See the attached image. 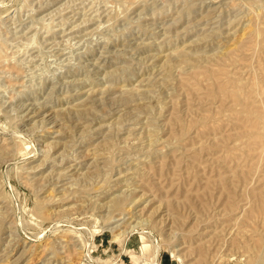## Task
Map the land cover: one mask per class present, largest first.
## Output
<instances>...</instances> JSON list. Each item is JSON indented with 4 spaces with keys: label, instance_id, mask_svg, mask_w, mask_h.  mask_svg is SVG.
<instances>
[{
    "label": "rangeland",
    "instance_id": "374dc122",
    "mask_svg": "<svg viewBox=\"0 0 264 264\" xmlns=\"http://www.w3.org/2000/svg\"><path fill=\"white\" fill-rule=\"evenodd\" d=\"M0 264H264V0H0Z\"/></svg>",
    "mask_w": 264,
    "mask_h": 264
},
{
    "label": "bare ground",
    "instance_id": "6f19581e",
    "mask_svg": "<svg viewBox=\"0 0 264 264\" xmlns=\"http://www.w3.org/2000/svg\"><path fill=\"white\" fill-rule=\"evenodd\" d=\"M59 1V0H58ZM32 2V1H31ZM44 2V1H43ZM40 3V2H39ZM47 3H48V1H47ZM41 5V4H40ZM45 6V5H44ZM47 6V5H46ZM86 7V6H85ZM31 8V7H30ZM33 8V7H32ZM46 10V9H45ZM44 12V11H43ZM49 16V15H48ZM54 17V16H53ZM46 18V17H45ZM55 19V18H54ZM54 19H53V22H54ZM71 19H73V17L71 18ZM32 21H33V19H32ZM90 21H91V19H90ZM43 22V21H42ZM49 22V21H48ZM67 22V21H66ZM76 22V21H75ZM47 23V22H46ZM54 23H56V22H54ZM59 23H61V22H59ZM21 24V23H20ZM63 24V23H62ZM13 25H14V23H13ZM68 25V24H67ZM28 26V25H27ZM32 26V25H31ZM60 26V25H59ZM64 26V25H63ZM78 26V25H77ZM25 27V26H24ZM61 29H63V28H61ZM76 29H77V27H76ZM19 30V29H18ZM35 30V29H34ZM68 30V29H67ZM66 30V31H67ZM63 31V30H62ZM29 32V31H28ZM12 34H14V33H12ZM27 35V34H26ZM52 36H55V35H52ZM59 36V35H58ZM56 37V36H55ZM60 37V36H59ZM66 37V36H65ZM63 38V37H62ZM65 41V40H64ZM52 42V41H51ZM55 42V41H54ZM53 42V43H54ZM43 43V42H42ZM52 44V43H51ZM62 50V49H61ZM83 53V52H82ZM61 56V55H60ZM68 59V58H67ZM99 59V58H98ZM96 61V60H95ZM98 62V61H97ZM23 64H24V62H23ZM73 65V64H72ZM107 65V64H106ZM68 66V65H67ZM29 68V67H28ZM24 72V71H23ZM70 72V71H69ZM16 77V76H15ZM24 77V76H23ZM19 78V77H18ZM28 80V79H27ZM22 85V84H21ZM23 95V94H22ZM29 95V94H28ZM24 98V97H23ZM34 103V102H33ZM32 103V104H33ZM49 104V103H48ZM51 107V106H50ZM53 110V109H52ZM32 114V113H31ZM51 123V122H50ZM71 171V170H70ZM62 173V172H61ZM64 174V173H63ZM56 175V174H55ZM64 176V175H63ZM67 177V176H66ZM65 177V178H66ZM64 179V178H63ZM120 183V182H119ZM64 184V183H63ZM115 184V183H114ZM116 185V184H115ZM121 220V219H120ZM144 243H146L145 242V240H144ZM144 245H146V244H144ZM149 246V245H148ZM158 248V247H157ZM156 248V249H157Z\"/></svg>",
    "mask_w": 264,
    "mask_h": 264
}]
</instances>
